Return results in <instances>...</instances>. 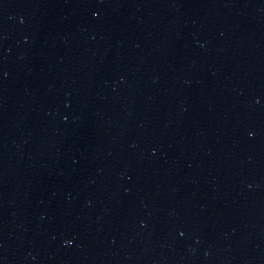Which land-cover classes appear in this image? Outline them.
<instances>
[{
	"label": "water",
	"instance_id": "water-1",
	"mask_svg": "<svg viewBox=\"0 0 264 264\" xmlns=\"http://www.w3.org/2000/svg\"><path fill=\"white\" fill-rule=\"evenodd\" d=\"M0 264H264V0H0Z\"/></svg>",
	"mask_w": 264,
	"mask_h": 264
}]
</instances>
